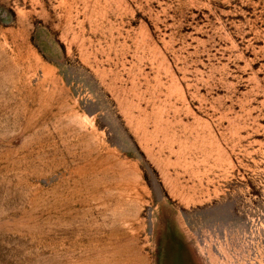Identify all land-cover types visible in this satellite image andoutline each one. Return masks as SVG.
<instances>
[{
    "label": "rangeland",
    "instance_id": "obj_1",
    "mask_svg": "<svg viewBox=\"0 0 264 264\" xmlns=\"http://www.w3.org/2000/svg\"><path fill=\"white\" fill-rule=\"evenodd\" d=\"M0 264H264V0H0Z\"/></svg>",
    "mask_w": 264,
    "mask_h": 264
}]
</instances>
